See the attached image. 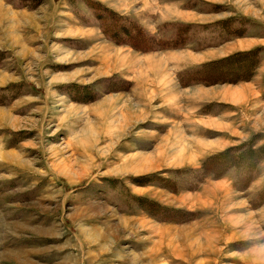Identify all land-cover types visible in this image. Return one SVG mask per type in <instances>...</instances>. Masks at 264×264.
<instances>
[{
	"label": "rangeland",
	"instance_id": "1",
	"mask_svg": "<svg viewBox=\"0 0 264 264\" xmlns=\"http://www.w3.org/2000/svg\"><path fill=\"white\" fill-rule=\"evenodd\" d=\"M0 264H264V0H0Z\"/></svg>",
	"mask_w": 264,
	"mask_h": 264
},
{
	"label": "crops",
	"instance_id": "2",
	"mask_svg": "<svg viewBox=\"0 0 264 264\" xmlns=\"http://www.w3.org/2000/svg\"><path fill=\"white\" fill-rule=\"evenodd\" d=\"M168 20L164 21L165 23L167 22ZM171 21V20H170Z\"/></svg>",
	"mask_w": 264,
	"mask_h": 264
}]
</instances>
